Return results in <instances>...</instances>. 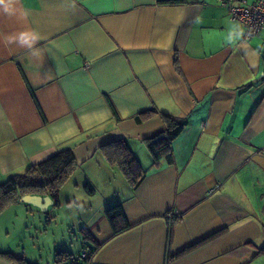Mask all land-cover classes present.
<instances>
[{
	"label": "crops",
	"instance_id": "0c3cea01",
	"mask_svg": "<svg viewBox=\"0 0 264 264\" xmlns=\"http://www.w3.org/2000/svg\"><path fill=\"white\" fill-rule=\"evenodd\" d=\"M161 1L0 6V181L71 150L77 167L50 206L81 210L84 247H97L89 264H264V29L245 39L218 0ZM22 33L39 38L29 48ZM160 114L185 126L153 164L143 139L164 128ZM121 138L145 169L136 187L101 150ZM85 183L90 198L74 192ZM117 203L132 227L113 236L104 210ZM28 206L39 210L16 202L0 219Z\"/></svg>",
	"mask_w": 264,
	"mask_h": 264
},
{
	"label": "trees",
	"instance_id": "16d2710c",
	"mask_svg": "<svg viewBox=\"0 0 264 264\" xmlns=\"http://www.w3.org/2000/svg\"><path fill=\"white\" fill-rule=\"evenodd\" d=\"M180 0H164L163 3H175ZM113 115L119 119V116L111 105ZM154 109L145 111L137 116L138 119L147 118L156 114ZM164 122V128L156 134L143 139L152 163H158L162 158L171 156V142L179 135L185 126V120L172 117L166 114H160ZM101 150L106 159L111 164H116L129 183L136 187L140 184L145 176V169L135 156L127 141L123 138L117 139L111 143L101 146ZM77 167L74 155L69 149L60 150L51 155L47 159L36 164H30L25 171L20 174H14L5 180L0 181V213L9 205L22 202L20 199L24 195H47L53 200L54 206L59 205L57 197L61 187L71 177ZM88 194H93L94 189L89 183L83 185ZM105 217L110 225L112 235L115 236L132 227L124 213L120 203L111 205L104 210ZM178 216L171 215L167 218L169 238L172 235L174 224L178 221ZM48 221V220H47ZM217 231L187 247L175 254L169 256V260H173L201 244L207 242L214 236L218 235ZM97 247H84L81 250H87L89 258H91ZM258 253L264 254V247L258 248ZM0 256L12 259L16 262L30 264L24 258H17L11 252L0 251ZM55 262L58 264H79L78 259L68 251H56L54 254Z\"/></svg>",
	"mask_w": 264,
	"mask_h": 264
},
{
	"label": "rangeland",
	"instance_id": "374dc122",
	"mask_svg": "<svg viewBox=\"0 0 264 264\" xmlns=\"http://www.w3.org/2000/svg\"><path fill=\"white\" fill-rule=\"evenodd\" d=\"M78 189L79 191L74 192L81 193L84 197L94 195L87 194L83 185ZM101 191L102 189L99 193ZM28 207L34 210L29 211L27 216L21 212L12 223L7 219H0V246L8 244L6 251L15 257L25 256V259L34 264H53L56 251H68L77 260L85 244L91 246V243L84 241L80 231L81 224L77 217L81 210L71 213L68 209L70 206L66 203L59 207L50 206L46 211ZM72 209L76 208L72 205Z\"/></svg>",
	"mask_w": 264,
	"mask_h": 264
},
{
	"label": "built area",
	"instance_id": "2783aa9c",
	"mask_svg": "<svg viewBox=\"0 0 264 264\" xmlns=\"http://www.w3.org/2000/svg\"><path fill=\"white\" fill-rule=\"evenodd\" d=\"M226 8L233 21L244 28V38L248 39L257 35L264 29V0L248 3L246 0H218ZM173 215L170 213V216ZM87 250H81L78 255L79 264H89Z\"/></svg>",
	"mask_w": 264,
	"mask_h": 264
},
{
	"label": "water",
	"instance_id": "95a60500",
	"mask_svg": "<svg viewBox=\"0 0 264 264\" xmlns=\"http://www.w3.org/2000/svg\"><path fill=\"white\" fill-rule=\"evenodd\" d=\"M24 203H28L36 206L41 211H46L50 205L53 204V200L47 195H24L20 199Z\"/></svg>",
	"mask_w": 264,
	"mask_h": 264
},
{
	"label": "clouds",
	"instance_id": "9594fccd",
	"mask_svg": "<svg viewBox=\"0 0 264 264\" xmlns=\"http://www.w3.org/2000/svg\"><path fill=\"white\" fill-rule=\"evenodd\" d=\"M0 6H3V11L4 13L6 14H13V9L11 8V0H0ZM28 16V13L27 12H24L22 13V18H27ZM28 34L27 33H22L21 34V40H20V43L21 44H26L28 45L29 48H31V43H30V40L32 39H38L39 37L36 36V37H30L29 40H26V39H23L24 36H27Z\"/></svg>",
	"mask_w": 264,
	"mask_h": 264
}]
</instances>
